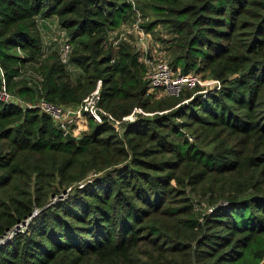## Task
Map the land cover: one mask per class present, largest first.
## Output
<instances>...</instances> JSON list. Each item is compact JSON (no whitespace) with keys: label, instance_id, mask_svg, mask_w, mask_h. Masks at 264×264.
Listing matches in <instances>:
<instances>
[{"label":"trees","instance_id":"16d2710c","mask_svg":"<svg viewBox=\"0 0 264 264\" xmlns=\"http://www.w3.org/2000/svg\"><path fill=\"white\" fill-rule=\"evenodd\" d=\"M152 2L172 68L207 72L217 91L145 97L137 52L103 46L132 19L127 0H0V89L78 105L100 80L97 105L114 119L150 114L120 132L87 115L95 124L69 141L38 108L0 102V237L25 222L0 264H264V0ZM49 18L74 80L55 54L40 62Z\"/></svg>","mask_w":264,"mask_h":264},{"label":"built area","instance_id":"2783aa9c","mask_svg":"<svg viewBox=\"0 0 264 264\" xmlns=\"http://www.w3.org/2000/svg\"><path fill=\"white\" fill-rule=\"evenodd\" d=\"M127 1L131 4V10L133 12L132 19L128 22L121 23L118 28L107 32L103 43L104 49L112 48L116 50L120 43L128 42L130 34H134V45L136 47L138 59L145 65L142 79L145 81L147 89L157 90L158 95L178 97L184 90H191L199 87L201 88V93L207 94L208 92L217 91L220 88V83L216 79L210 77L203 79L196 71L182 73L179 67L172 68L162 53L155 49L157 45L149 47L148 40L150 35L147 31L145 32L142 29V14L136 7L135 0ZM48 20H50V18L42 21L48 22ZM55 28L60 36L58 58L69 68V56L72 49L71 43L65 30L59 25L55 26ZM35 80H41V77L38 75ZM28 84L30 85L31 82H28ZM100 85L101 81L98 80L95 88L86 95L78 105L56 104L45 100L43 97L37 98L33 102H25L10 95L4 87L0 89V102L14 103L21 107L38 108L41 112L49 115L56 126L63 127L65 131H69L70 126L73 130L80 129L79 122L84 123L85 126H83V128H85L86 121L84 119L89 115L94 122L101 123L106 121L110 123L116 131L120 132V125L122 122L133 121L135 118L134 113H141L142 111L135 108L132 113L123 116L120 120L114 119L108 112L97 105ZM187 137L189 140L192 139L189 135H187ZM17 225H19V227L16 228L15 226L0 237V245L10 240L14 233L21 230L25 224L23 226L20 225V223Z\"/></svg>","mask_w":264,"mask_h":264},{"label":"rangeland","instance_id":"374dc122","mask_svg":"<svg viewBox=\"0 0 264 264\" xmlns=\"http://www.w3.org/2000/svg\"><path fill=\"white\" fill-rule=\"evenodd\" d=\"M138 5L142 9V10L140 9V12L142 14V23H141L142 29L145 32L147 31L150 35V38L148 40L149 47H152L153 45H157L155 49L161 52L164 58L167 59L170 65H172L173 47L171 41L173 36L170 34L166 26L160 23L159 16L151 10V8L153 7L152 0H138ZM150 21L153 24L152 27L148 29L146 26ZM37 23L42 41V55L40 57V62H41L43 59L47 58L51 54H55L56 56H58L60 36L55 28V26L58 25L54 18H50L48 22L42 21L41 19ZM127 43L129 44L131 51L137 52L136 47L134 45V34L129 35ZM79 73H80L79 70L70 64L68 68L69 78L71 80H74ZM199 75L203 79L210 77L207 72L206 73L201 72L199 73ZM36 76H38L37 71H35L30 67L27 68V71L25 72V77L36 79ZM200 91H201L200 87L191 90H186L184 91L185 93H183V95L186 94L187 92H191V95L194 96L196 94L201 93ZM145 97H149L151 100L164 98V96L158 95V91L155 89H150V90L147 89L145 93ZM187 101L188 99L183 98L179 104H182ZM135 108L140 109L142 111V109L139 107H135ZM137 114L138 113H134V116L136 117ZM141 114L144 116L150 115L149 113H145L143 111L141 112ZM84 120L86 121V127L83 128V126H85L84 123L79 122L80 129H74V130L72 129L71 133L73 135L78 136L83 131H89L90 127L95 124L93 121L89 120L88 118H85ZM186 132L190 133L189 130L188 131L186 130ZM210 147H211L210 145H207L206 147H204V149L209 150ZM192 197L195 203V207L197 208V211L198 212L203 211L206 207V204L199 206V202L204 201L205 198L198 194L197 195L194 194L192 195Z\"/></svg>","mask_w":264,"mask_h":264},{"label":"water","instance_id":"95a60500","mask_svg":"<svg viewBox=\"0 0 264 264\" xmlns=\"http://www.w3.org/2000/svg\"><path fill=\"white\" fill-rule=\"evenodd\" d=\"M58 130L59 131H61L62 133H63V135H64V137H65V139L66 140H69V141H76L79 137L78 136H76V135H73V134H71L69 131H65L64 129H63V127H58ZM25 224V222H22V223H20V225H24ZM17 227H19V225H16V228Z\"/></svg>","mask_w":264,"mask_h":264}]
</instances>
